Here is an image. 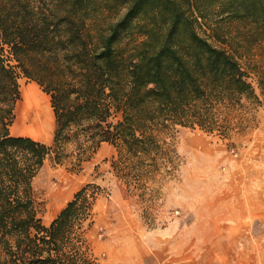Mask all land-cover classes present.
Listing matches in <instances>:
<instances>
[{"label": "trees", "instance_id": "obj_1", "mask_svg": "<svg viewBox=\"0 0 264 264\" xmlns=\"http://www.w3.org/2000/svg\"><path fill=\"white\" fill-rule=\"evenodd\" d=\"M231 22L264 44V0H0V264H99L86 239L97 184L48 224L38 215L33 179L53 151L60 162L71 127L111 144L130 186L172 170L176 126L224 136L230 112L257 103L222 45ZM19 75L49 95L51 144L10 133Z\"/></svg>", "mask_w": 264, "mask_h": 264}, {"label": "rangeland", "instance_id": "obj_2", "mask_svg": "<svg viewBox=\"0 0 264 264\" xmlns=\"http://www.w3.org/2000/svg\"><path fill=\"white\" fill-rule=\"evenodd\" d=\"M245 30L242 22L226 24L228 35L222 45L248 72L258 101L249 103L243 99V105L230 112L231 125L227 134L220 136L198 128L176 126L169 137L174 150L172 170H161L141 184L132 180L127 186L111 163L116 157L115 148L101 142L114 151L109 154L102 149L96 154L101 143L94 146L81 133L74 135L78 127L73 126L69 131L70 140L63 144L60 162L55 163L53 151L33 179L42 223L48 224L76 190L91 182L99 188L86 239L99 264H124L122 250L152 243L146 236L151 229L164 232V237L159 238L163 241V255L175 257L174 263L166 261V264H186L189 234H196L200 240V236L204 239L207 229L236 227L234 220L227 218L228 213H235L233 204L237 200L242 173L245 171L246 176H252V166L264 165V44L244 38ZM17 83L20 93V88L35 82L19 75ZM35 84L48 100L52 116L50 131L45 137L24 134L17 126L19 121L15 115L9 130L11 134L50 141L54 129L50 98ZM115 119L113 115L108 118L109 121ZM245 165L251 169L244 170ZM230 203L233 204L230 206ZM241 227L264 228V219L260 222L247 220Z\"/></svg>", "mask_w": 264, "mask_h": 264}, {"label": "crops", "instance_id": "obj_3", "mask_svg": "<svg viewBox=\"0 0 264 264\" xmlns=\"http://www.w3.org/2000/svg\"><path fill=\"white\" fill-rule=\"evenodd\" d=\"M254 136L258 137L256 134ZM41 141L48 144L52 142V138L50 141L45 139ZM108 147L107 143H101L96 154L102 149L112 154L114 149ZM251 168L253 169L252 176H246L245 171L244 174L242 173V182L237 186L236 203H230V206L233 204L236 208L235 213H228L230 215L227 219L234 220L236 227L207 229L203 234L204 239L200 236V240L197 239L196 234H189L186 264H264V228L241 227L247 220L260 222L264 219V212H262L264 165L260 168L254 166ZM251 168L246 167L244 170ZM229 210L231 211L232 208ZM57 213L54 215L56 216ZM146 236L152 239V243L135 246L130 248L131 250H122L121 257L125 260L124 264H166V261L174 263V256L165 257L163 255L161 246L163 241H159L160 237H164L161 229H151ZM183 249L181 251L185 252Z\"/></svg>", "mask_w": 264, "mask_h": 264}, {"label": "bare ground", "instance_id": "obj_4", "mask_svg": "<svg viewBox=\"0 0 264 264\" xmlns=\"http://www.w3.org/2000/svg\"><path fill=\"white\" fill-rule=\"evenodd\" d=\"M40 92L35 83L20 88V99L14 106L20 131L33 137H45L51 128L48 100Z\"/></svg>", "mask_w": 264, "mask_h": 264}]
</instances>
